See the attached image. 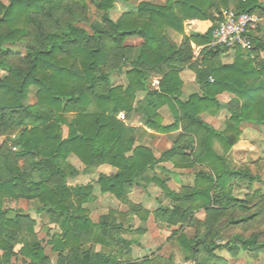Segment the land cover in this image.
I'll return each instance as SVG.
<instances>
[{"label": "trees", "instance_id": "1", "mask_svg": "<svg viewBox=\"0 0 264 264\" xmlns=\"http://www.w3.org/2000/svg\"><path fill=\"white\" fill-rule=\"evenodd\" d=\"M131 1L0 0V264H51L35 220L4 208L7 200L38 201L40 211L59 226L60 234L47 243L57 253V264H159L157 259H122L135 242L121 239L119 233L130 226L115 224L116 213L98 223L90 220L84 205L93 200V184H67L78 173L68 163L72 155L88 169L108 165L117 170L100 175L96 185L101 194L128 207L122 218L146 221L150 213L128 196L139 181L156 184L167 204L158 202L154 221L172 229L168 240L177 242L185 262L225 264L214 255L217 249L232 256L238 250H264L259 233L224 237L264 220V194L253 188L260 178L226 160L243 123L264 125V37L252 34V50L236 49L230 65L219 62L226 49L207 47L223 10L262 19L264 7L258 0H168L164 6L148 0L117 21L110 19L115 3ZM89 2L103 14L91 33L82 26L89 21ZM194 20L212 26L204 35L186 36L184 24ZM169 30L183 36L179 46L168 37ZM131 37L142 40L139 48L124 45ZM193 44L203 46L197 59ZM19 45L23 52L14 50ZM189 67L201 94L182 102L179 74ZM123 69L128 85L112 86L110 75ZM31 89L36 102L27 104ZM138 92L147 94L135 105ZM161 106L171 112V125H162ZM221 109L230 114L224 130L201 120L202 114L215 116ZM138 111L144 112L146 128L171 135V147L158 159L151 149L135 145L142 129L118 120L120 114L127 119ZM166 162L175 169L202 170L192 186L174 192L157 175L145 177ZM235 186L247 190L243 199L232 196ZM201 211L204 221L196 218ZM187 227L196 230L192 239L185 234Z\"/></svg>", "mask_w": 264, "mask_h": 264}, {"label": "rangeland", "instance_id": "2", "mask_svg": "<svg viewBox=\"0 0 264 264\" xmlns=\"http://www.w3.org/2000/svg\"><path fill=\"white\" fill-rule=\"evenodd\" d=\"M1 1L8 4V0ZM139 1L140 0H133L127 4H121L119 2L115 3L113 9L108 12V16L115 22L124 14L125 10H136ZM88 7L89 21L82 26L85 30L91 33V25L101 21L103 14L96 9L95 4L92 2L88 3ZM262 19L259 18L260 22L258 24V30L260 29L261 31L257 30V32L254 33V36L257 38H263L264 36V20ZM13 48L17 51H24V48L21 45ZM111 80L113 84L118 85L124 82V77H122V74L116 73L113 74ZM226 96H223L220 100L226 102L228 100ZM35 102L36 90L31 89L28 95L27 104H33ZM214 117L216 118L215 121L210 122L209 118ZM229 118L230 114L224 109H221L215 116L205 114L202 117L204 121L210 123L212 127L218 130L225 129L226 122ZM118 120L122 121L119 116ZM240 131L241 134L237 142L226 154V160L230 167L235 169L248 168L253 175L258 176L261 182L255 183L253 188L264 194V125L245 122L241 125ZM140 135L138 143L153 148L157 157L163 149L171 146L170 136L161 135L160 137H156L155 135H149L144 132ZM3 140L4 138H0V144ZM215 148L219 153L223 152L221 146L217 143L215 144ZM68 163L78 172L76 176L67 180L70 185H83L89 182L94 183L100 176L98 168H86L85 165L74 155L69 157ZM167 167L170 169L169 173H171L169 174V187L175 191H178L182 185L193 184L195 174L198 171L196 168L175 169L169 164ZM110 171L112 172L114 170L112 169ZM101 173L109 172L103 170ZM161 174L163 175V172ZM145 177L151 179L153 177L152 171L146 173ZM139 183L141 184L134 186L128 196L131 203L142 205L143 208L148 209L151 212L157 207L159 201H161L162 204H167V201L163 199L160 189L156 184L152 182L145 183L144 181H139ZM246 193L247 190L244 186H235L233 188L232 196L237 199H243ZM84 207L87 208L89 218L93 223H98L100 219L107 216L109 212H114L116 213L114 220L115 224L122 225L123 229L130 226L128 232L119 233L121 239L135 242L129 247V249H127L128 252L124 249V252L126 253L122 259L125 261L157 259L159 264H192L191 262L184 261L183 253L177 242L175 240H168L172 229L167 228L165 225L160 226L156 224L151 212L146 221H142L138 216H133L128 219L122 218L121 214H126L128 207L118 201L111 194L99 193L97 187L95 188L93 200L87 202ZM4 208L12 211H21L35 220V232L37 238L43 241L42 246L44 248V253L49 257L51 264H57V253L54 252L52 246L47 243L51 240L54 234H60L59 226L56 223H52L46 213L40 211L41 204L38 201L7 200L4 204ZM196 218L200 221H204L205 214L202 211L198 212ZM143 229H145L144 232H142ZM205 231L206 229L202 228L200 233L203 234ZM235 233H241L245 237L259 233L260 240H264V220L249 226L246 230H229L224 234V237L227 239ZM185 234L189 239H192L196 234V230L193 227H187L185 229ZM19 249L20 245H15L14 250L18 251ZM94 249L99 251L101 247L96 245L94 246ZM213 253L221 258L225 264H264V250L259 252L238 250L236 256H232L227 250L220 249L213 250ZM17 264L22 263L21 261H18Z\"/></svg>", "mask_w": 264, "mask_h": 264}, {"label": "crops", "instance_id": "3", "mask_svg": "<svg viewBox=\"0 0 264 264\" xmlns=\"http://www.w3.org/2000/svg\"><path fill=\"white\" fill-rule=\"evenodd\" d=\"M168 0H153V1H151V4H153V5H157V6H164L165 4H166V2H167ZM259 1V3L264 7V1H262V0H258ZM142 2H148V0H140L139 1V3H142ZM121 4H124V3H121ZM127 12H130L129 10H125L124 11V14L125 13H127ZM111 19V18H110ZM112 20V19H111ZM262 20H264V18L262 19ZM211 26H212V24L209 22V21H198V20H194V21H187L185 24H184V33H185V35L186 36H194V35H204L210 28H211ZM258 31H261L260 29L258 30ZM255 32H257V30L255 31ZM254 32V33H255ZM254 33H253V35H254ZM168 37L177 45V46H179L180 45V43H181V41H182V35H180V34H178V33H176V32H173V31H168ZM264 37V36H263ZM141 44H142V40L140 39V38H138V37H131V38H128L126 41H125V43H124V45H126V46H131V47H133V48H139L140 46H141ZM192 47H193V57H194V59H197L198 58V56H199V53H200V51L202 50V48H203V46H198V45H192ZM207 47H209L208 45H207ZM210 48V47H209ZM260 56L263 58V55L262 54H260ZM234 59H235V52L234 51H226V52H224V53H222V54H220L219 55V62L221 63V64H223V65H230V64H232L233 63V61H234ZM209 63V62H208ZM196 65L194 64V67H195ZM116 73H120V74H122V77H124V82L122 83V84H118V85H115V84H113V82H112V80H111V77L113 76V74H116ZM179 76H180V79H181V81H182V89H181V95H180V101H182V102H185V101H187L188 100V98H189V96L190 95H192V94H201V92H200V90H199V88H198V86L196 85V83H195V72H194V69L193 68H186V69H184L182 72H180V74H179ZM110 82H111V85L112 86H122V87H126L127 85H128V80H127V78H126V69H123L121 72H115V73H112L111 75H110ZM158 81H159V79L158 78H156V77H154L153 79H152V88L154 89V90H157V88H158ZM146 94H147V92H138L137 94H136V104L135 105H137L138 103H140V102H142V101H144V99H145V97H146ZM135 107H137V106H135ZM224 110H226V109H224ZM227 111V110H226ZM157 113L161 116V118H162V125L163 126H168V125H171L172 123H173V121H174V118H173V116H172V114H171V112L169 111V109H168V107L167 106H161V107H159L158 109H157ZM227 113H228V111H227ZM219 114H221V113H219ZM124 115V114H123ZM203 115H205V114H202L201 115V120L204 122V123H206L207 125H209V126H211L210 125V123H208V122H206V121H204L203 119H202V117H203ZM210 119V122H212V121H215V117L214 118H209ZM122 121H124V123L128 126V127H132V128H138V129H142L146 134H149V135H155L156 137H160L161 135H165V134H160V133H156V132H154V131H152V130H150V129H148V128H146V126H145V118H144V112H142V111H138V112H135V113H133L129 118H124V120H122ZM212 127V126H211ZM212 128H214V127H212ZM215 129V128H214ZM215 130H218V129H215ZM218 131H222V130H218ZM166 136H169V135H166ZM171 136V135H170ZM136 146H143V147H146V148H149V149H151L152 150V152H153V154H154V156L156 157V159H158L159 157H160V155H161V153L163 152V151H165V150H167V149H169V148H165V149H163L160 153H159V155H158V157L156 156V154L154 153V150H153V148H151L150 146H145V145H142V144H139L138 143V140H137V142H136V144H135ZM171 145H172V143H171ZM171 165L172 166V168H174L173 167V165L171 164V163H169V162H166V163H160L157 167H155V169L152 171V175L154 176V175H157L159 178H162V179H164L165 181H166V184H167V186L169 187V174H171V173H169V171H170V169H168V167H167V165ZM114 170V171H110V170ZM196 169H198V171H200V170H202L200 167H196ZM103 170H107V172H109V173H101V172H103ZM197 171V172H198ZM98 172H100L99 174L100 175H105V176H111V175H114V174H116V172H117V170L116 169H114V168H112V167H110V166H108V165H102V166H99L98 167ZM163 172V175L161 174ZM166 172V173H165ZM167 172H168V174H167ZM98 180V179H97ZM96 180V181H97ZM96 181L93 183V182H89V183H92L93 184V189H94V191H93V196H94V192H95V188L97 187L98 188V191H99V193H100V190H99V187L96 185ZM67 184L68 185H70L68 182H67ZM86 184H88V183H86ZM86 184H83V185H86ZM193 184H186V185H182L180 188H179V190L183 187V186H192ZM70 186H76V185H70ZM169 189L170 190H172V191H174V192H179V190L178 191H175V190H173V189H171L170 187H169ZM160 192H161V190H160ZM162 194V193H161ZM113 196V195H112ZM130 200V199H129ZM135 204V203H134ZM135 205H138V206H140L142 209H144V210H146V211H148L149 213L151 212V211H149L148 209H145V208H143L142 207V205H139V204H135ZM158 208V204H157V207L151 212V214L156 210ZM27 215V214H26Z\"/></svg>", "mask_w": 264, "mask_h": 264}, {"label": "built area", "instance_id": "4", "mask_svg": "<svg viewBox=\"0 0 264 264\" xmlns=\"http://www.w3.org/2000/svg\"><path fill=\"white\" fill-rule=\"evenodd\" d=\"M259 22V18L254 14H236L231 10H224L213 29L208 46L228 51L241 49L249 52L253 48L250 36L256 31ZM119 118L124 120V115L120 114Z\"/></svg>", "mask_w": 264, "mask_h": 264}, {"label": "water", "instance_id": "5", "mask_svg": "<svg viewBox=\"0 0 264 264\" xmlns=\"http://www.w3.org/2000/svg\"><path fill=\"white\" fill-rule=\"evenodd\" d=\"M262 62H263V64H264V57H263V59H262Z\"/></svg>", "mask_w": 264, "mask_h": 264}]
</instances>
